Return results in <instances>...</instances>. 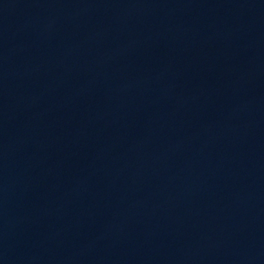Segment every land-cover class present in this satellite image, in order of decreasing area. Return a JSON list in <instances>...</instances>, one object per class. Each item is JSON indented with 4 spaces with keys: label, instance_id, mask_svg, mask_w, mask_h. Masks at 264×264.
<instances>
[{
    "label": "water",
    "instance_id": "1",
    "mask_svg": "<svg viewBox=\"0 0 264 264\" xmlns=\"http://www.w3.org/2000/svg\"><path fill=\"white\" fill-rule=\"evenodd\" d=\"M0 264H264V0H0Z\"/></svg>",
    "mask_w": 264,
    "mask_h": 264
}]
</instances>
